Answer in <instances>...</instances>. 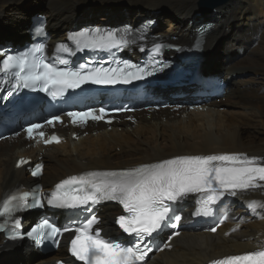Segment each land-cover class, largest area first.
Listing matches in <instances>:
<instances>
[{"label":"bare ground","instance_id":"obj_1","mask_svg":"<svg viewBox=\"0 0 264 264\" xmlns=\"http://www.w3.org/2000/svg\"><path fill=\"white\" fill-rule=\"evenodd\" d=\"M23 1L0 0V19L3 16H8L10 21L13 19L10 27H0L1 45L13 47L31 42L29 35L20 40L16 38L28 32L35 19L46 22V34L52 42L64 41L68 33L66 29L75 27L82 18L105 21L121 17L136 25L154 17L156 26L151 33L171 43L176 38V42L182 44L192 42L196 29L186 38L178 36V30L181 35H187L190 32L188 25L197 24V28L201 23L212 22L213 28L207 36L203 55L197 61L193 59L190 65L196 63L197 73L203 77H218L228 95L225 99L213 100L207 90L206 95L196 96L203 89L196 80L186 78L175 84V90L183 96L170 102L169 108L158 110L157 104L144 105L141 111L114 116L112 124L91 122L84 125L64 115L61 123L47 125L42 130L47 132L45 138L28 137L23 126L28 114L22 112L20 103L3 109L4 103L0 100V201L14 189H28L35 183H41L44 189L52 188L59 180L88 170L131 168L184 155L245 153L264 159V131L259 129V126L264 127V101L257 93H247L250 89L247 91L246 80L235 79L241 72L255 71L258 74L256 78L264 80V0H228L209 15H198V0H111L113 3L126 1L131 5L122 12L107 8L104 11L93 6L99 3L108 7L111 4L106 0H95V3L90 0H47L46 11L36 12L35 17H32L33 13L9 17L11 11L18 9L16 4ZM81 5L86 8H81ZM147 9L155 16H144ZM210 17L213 19L198 22ZM241 19H245L248 26L243 25ZM259 23L262 25L257 27ZM165 25L169 27L162 30ZM227 32L232 33L231 36L228 37ZM239 42L241 44L232 51L233 45ZM219 47L222 53L215 54ZM211 52L210 58L201 59L205 53ZM225 80L230 83L227 88ZM262 84L264 87V81ZM193 97L196 98L191 99ZM234 97L240 101H234ZM196 100L205 102L204 107L210 105V111H191ZM225 104L232 107L228 112L230 115L242 113L245 119L223 114L220 109ZM19 126V130L12 131V127ZM51 134H58L60 140L52 147H46L44 140H49ZM21 159L27 163L17 166ZM36 163L45 165L44 175L39 179L30 174ZM197 199L194 196L178 201V210L185 212V230L168 242L171 247L160 253L152 252L144 264H207L220 257L264 247V208L257 207L253 211L248 207L251 201L264 203V187L239 193L236 197H223L216 202L217 211L223 209L230 215L217 232H212L206 221L193 223ZM67 211L60 208L54 212L28 209L22 215L27 227L42 213H51L58 221H63ZM100 212L107 235H112V222L120 214V208L109 202L100 208ZM2 240L3 235L0 234V264H55L67 257L65 246L43 254L29 241L18 240L10 244Z\"/></svg>","mask_w":264,"mask_h":264},{"label":"snow or ice","instance_id":"obj_2","mask_svg":"<svg viewBox=\"0 0 264 264\" xmlns=\"http://www.w3.org/2000/svg\"><path fill=\"white\" fill-rule=\"evenodd\" d=\"M147 27V24L145 25ZM34 32L45 35L46 22L37 19L33 25ZM130 31L129 27L120 30L102 29L100 27L84 28L78 32L70 33L68 40L75 46V50L65 43L57 45V52L71 53L76 51L105 50L127 47L128 40L125 36ZM203 31L201 35H203ZM201 46L200 41L196 47ZM162 45L157 43L154 50L161 53ZM45 43L35 46V52H43ZM143 50V49H142ZM29 52L17 55H7L0 65V72L5 74L0 79L5 87L0 91H6L8 96L19 93L24 89L39 90L49 93L53 98L61 95L68 88H79L85 83L98 85L129 84L142 80L164 70L160 67L144 66L123 62V67L116 68H89L87 63L73 69L60 67L53 63H47L43 59L33 60L30 69L28 65ZM67 65L66 60H60ZM153 60V65L160 64ZM13 69V78H8L7 73ZM100 114L89 109L86 112H69L74 122L78 119L87 122L89 118L101 120L105 110L101 108ZM60 116H53L46 121L51 125L59 121ZM40 124H31L26 132L32 138L34 132L41 129ZM39 136L44 133L39 131ZM45 143L59 142V138L52 136ZM27 163L24 159L17 166ZM43 165H37L32 171L33 176L41 175ZM88 179L69 177L56 185L54 190L45 200L33 193L32 203L28 202V194H12L5 198L0 205V216L10 214L19 208L43 207L45 203L60 209H80L92 212V206L103 201H118L125 210V214L118 216L114 223L135 240L131 246L117 241L107 240L101 237L99 230L93 233V224L99 220L95 214L86 218V223H81L74 229L70 226H57L48 219L38 222L27 233H21L18 227L8 230V239L18 240L25 236L31 237L34 242L41 243L44 240L58 242L64 233L72 235L69 241L70 255L81 264H142L146 256L152 251L150 237L164 227H175L174 221L181 217L174 214L173 203L178 202L190 194H199L204 199L199 201L196 215L209 216L213 214L212 205L225 196L236 197L239 193L264 187V159L250 157L245 153H224L209 155H184L173 159L163 160L155 164H141L138 167L104 173H89ZM79 185V187H74ZM248 207L253 211L257 207L264 208V203L251 201ZM19 224V221H16ZM235 230V229H234ZM211 231L215 232L216 228ZM174 235L178 236L179 232ZM164 247H171L165 244ZM212 264H264V250L249 251L241 255H227L212 261Z\"/></svg>","mask_w":264,"mask_h":264},{"label":"rangeland","instance_id":"obj_3","mask_svg":"<svg viewBox=\"0 0 264 264\" xmlns=\"http://www.w3.org/2000/svg\"><path fill=\"white\" fill-rule=\"evenodd\" d=\"M91 2H94L95 3V0L93 1V0H90ZM106 1H110V2H108L107 4H111V5H107L108 7H103V5H101V4H99V3H95L93 6H98L99 8H101V9H103L104 11H105V9L107 8V9H110L109 11H117V12H122V11H124V10H126V9H129V8H131V5H129V3L128 2H126V1H120V2H118V1H115V2H118V3H113V2H111V0H106ZM203 0H198L197 1V7H198V9H200V4H201V2H202ZM97 2V1H96ZM17 3V2H16ZM17 5V7H18V9L17 10H15V11H11V13L9 14V17H14V16H17V17H20L21 15H26V16H30L32 13H33V16L32 17H35L36 15H35V13L36 12H41V13H43V12H45L46 11V9H47V6H48V1L47 0H25V1H23V2H21L19 5L18 4H16ZM90 5H92V4H90ZM149 6V5H148ZM85 7V5L84 6H82L81 5V8H84ZM86 8V7H85ZM112 8V9H111ZM114 9V10H113ZM80 11V10H79ZM109 11L107 12V13H109ZM146 12H147V14H145L144 16H155L154 14H152V12L149 10V9H147L146 10ZM111 13V12H110ZM211 12H209V13H200V14H198V15H209ZM143 16V17H144ZM98 17H100V16H98ZM142 17V18H143ZM141 19V18H140ZM213 18L212 17H210V18H203V19H201V20H199L198 22L199 23H201V22H204L205 20H212ZM12 20L13 19H11V21L9 20V18H8V16H6V17H4L3 16V18L2 19H0V27H10L11 25H12ZM121 22V23H123V22H126V23H132V22H130V21H128L127 19H125V18H121V17H115V18H112V19H110V20H105V21H98V19H94V20H92V21H90V20H88V19H83L82 18V20L80 21V22H77V24H75L76 26L75 27H79V26H81V25H84V24H88V23H91V24H97V25H101V24H104V23H115V22ZM241 21H242V23H243V25H245V26H248V24H247V22H246V20L244 19V20H242L241 19ZM32 22H33V20H32ZM197 25V24H196ZM196 25H193V24H190V25H188V27H187V30H190V32H189V34H182L181 35V32H179L180 30H178V32L176 33L178 36H183L184 38H186L187 36H189V35H191V34H193L194 33V31H195V29H196ZM262 24L261 23H259V24H257V27H260ZM167 27H169L168 25L166 26H163L161 29L162 30H164L165 28H167ZM31 28V27H30ZM72 28H74V27H71V28H67L66 30H68V32H69V30H71ZM156 31L158 32V29H156ZM160 31V30H159ZM29 32H30V30H28V32H24V34H21L22 36H20L19 35V37H17L16 39H21V37H27L28 35L30 36V34H29ZM231 32V31H230ZM230 32H227L226 33V35L229 37V36H231V34L232 33H230ZM18 36V35H17ZM9 40V39H8ZM12 40V39H11ZM238 40H239V38H238ZM2 42H4V41H2ZM18 42V41H17ZM17 42L15 43V44H17ZM5 43V42H4ZM241 43L239 42V44H234L233 45V47H232V51H233V48H235V46L236 47H238L239 45H240ZM1 45V44H0ZM14 46H18V45H14ZM13 46V47H14ZM221 48L219 47L218 49H217V51H215V54H217V52L218 53H222V49L220 50ZM213 54V52H211L210 54H208V55H206V53L204 54V56L201 58V59H208V58H210V56ZM175 59H177L178 57L177 56H175L174 57ZM213 65H215V63H212ZM216 67V66H215ZM193 69H196V71L198 72V65L197 66H194L193 67ZM257 75L258 74H256L255 73V71L253 72V71H245V72H241L240 73V76H235V79H241V80H246L247 81V85H246V87H247V91L249 90V92H247L248 94H256L257 93V95H260V100H262V102L264 101V87H263V84H262V81H264V80H262V81H259L256 77H257ZM253 79V80H252ZM226 81V80H225ZM256 81V82H255ZM258 81V82H257ZM227 82V84H226V88H227V86L230 84V83H228L229 82V80L228 81H226ZM250 83H252V84H250ZM261 83V84H260ZM234 85H236V84H233L232 86H234ZM253 85V86H252ZM231 86V87H232ZM260 86V87H259ZM252 87V88H251ZM257 87H259V88H257ZM262 87V88H261ZM225 88V89H226ZM174 89H175V86H174ZM254 89V90H253ZM261 89V90H260ZM255 91V92H254ZM258 91V92H257ZM210 95L211 96H209V98H213V100H222V99H225L227 96L226 95H228V94H226L225 93V90L224 91H221V92H214V93H210ZM194 98H196V97H193V98H191V99H194ZM175 99H177V98H172L171 100H170V102H174V100ZM234 101H240L237 97H234V99H233ZM197 101V100H196ZM193 102V108L191 109V111H199V110H202L203 112H209L210 111V105L207 107H204V104H205V102H203V101H197V102ZM196 104V105H195ZM210 104V103H209ZM157 105H160V104H157ZM231 109H232V107H230V106H228L227 104H225V106L223 107V108H221L220 109V111L223 113V114H227V115H230L228 112H230L231 111ZM250 110V109H249ZM241 114V115H240ZM240 114H233L234 116H235V118H241V117H243L244 119H245V116L242 114V113H240ZM233 115H230V116H233ZM239 116V117H238ZM256 125V124H255ZM257 126V125H256ZM252 127V126H251ZM259 129L260 130H262V131H264V127L263 126H259ZM261 135H263V134H261ZM54 145H56V144H54ZM57 145H59V144H57ZM46 147H52L53 145H45ZM246 213V212H245ZM183 230H185V229H183ZM2 242L3 243H5L3 240H2Z\"/></svg>","mask_w":264,"mask_h":264},{"label":"water","instance_id":"obj_4","mask_svg":"<svg viewBox=\"0 0 264 264\" xmlns=\"http://www.w3.org/2000/svg\"><path fill=\"white\" fill-rule=\"evenodd\" d=\"M228 0H203L200 4V9L198 11L200 13H209L214 10L217 6L225 3ZM110 10V9H108ZM122 23H108V27H118L121 26ZM202 30L204 29H197L195 36L192 37L191 43H177L176 38L175 41L169 44V51L170 54L167 56V61L163 65H167L164 67V70L161 72H156L154 75L147 77L149 83L145 87L144 91L148 93L154 94L159 99H168L172 96L179 94L174 89L173 79L178 76V73L175 72L176 67L185 66L181 74H184L188 77L195 76L197 74L196 69H193L196 66L185 64L182 60H175L174 55L180 54L185 57H192L196 61L199 59L201 55H203L204 50L207 44V36L210 32L203 31V35H201ZM200 41L201 46L199 48L196 47V42ZM162 65V66H163ZM1 73V72H0ZM211 76H205V78H210ZM1 88V87H0ZM120 95L123 97L125 102H128V95H130V91H122ZM106 99V98H104ZM10 100H6L5 104L8 105ZM24 126V124H23ZM22 127V126H21ZM20 129V126L15 128L13 131H17ZM23 240V239H21ZM17 240H7L5 243H14Z\"/></svg>","mask_w":264,"mask_h":264},{"label":"trees","instance_id":"obj_5","mask_svg":"<svg viewBox=\"0 0 264 264\" xmlns=\"http://www.w3.org/2000/svg\"><path fill=\"white\" fill-rule=\"evenodd\" d=\"M115 23H119V21L118 22H115ZM115 23H113V24H115Z\"/></svg>","mask_w":264,"mask_h":264}]
</instances>
